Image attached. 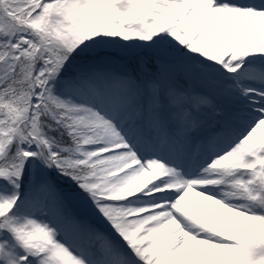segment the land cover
<instances>
[{"label": "snow or ice", "instance_id": "obj_1", "mask_svg": "<svg viewBox=\"0 0 264 264\" xmlns=\"http://www.w3.org/2000/svg\"><path fill=\"white\" fill-rule=\"evenodd\" d=\"M0 264H264V0H0Z\"/></svg>", "mask_w": 264, "mask_h": 264}]
</instances>
